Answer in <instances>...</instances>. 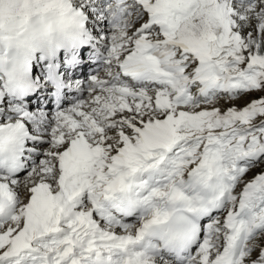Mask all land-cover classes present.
<instances>
[{
    "label": "snow or ice",
    "instance_id": "snow-or-ice-1",
    "mask_svg": "<svg viewBox=\"0 0 264 264\" xmlns=\"http://www.w3.org/2000/svg\"><path fill=\"white\" fill-rule=\"evenodd\" d=\"M0 264H264V0H0Z\"/></svg>",
    "mask_w": 264,
    "mask_h": 264
}]
</instances>
